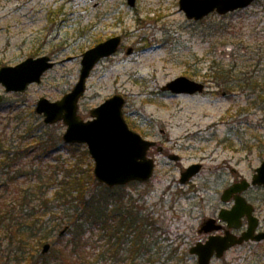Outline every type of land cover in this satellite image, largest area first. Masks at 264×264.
Returning a JSON list of instances; mask_svg holds the SVG:
<instances>
[{"label": "rangeland", "instance_id": "obj_1", "mask_svg": "<svg viewBox=\"0 0 264 264\" xmlns=\"http://www.w3.org/2000/svg\"><path fill=\"white\" fill-rule=\"evenodd\" d=\"M118 35L123 44L92 71L79 113L90 119V111L106 99L124 96L123 112L130 128L156 142L149 150L156 161L153 176L124 190L154 217L166 250L177 248L181 263L189 264L184 254L194 244L193 232L199 223L224 205L220 196L225 188L241 178L251 181L264 160V95L248 86L264 76V3L194 21L180 9L179 0H137L133 7L127 0H0V67L44 55L55 62L40 83L24 92H6L0 83L4 96L0 142L18 146L27 127L40 125L46 127L38 134L62 139L66 125L62 121L44 124V116L35 112L37 101L41 97L56 101L71 91L80 77L83 53ZM221 69L229 70L233 79L239 75L237 79L252 81L224 87L215 73ZM180 76L204 82L206 90L173 94L161 89ZM33 143L28 138L23 146ZM157 144L164 146L163 153ZM60 153L58 165L71 156L66 148ZM173 154L180 160L170 158ZM57 156L45 159L43 168L51 170ZM196 163L202 165L200 172L182 184L181 172ZM256 192L264 209V192ZM63 227L50 236L52 247L46 255L41 252L47 241L34 243L39 264H56L55 257L64 253L74 264L95 262L99 250L93 246L70 254L66 244L72 234L69 229L59 239ZM260 253L264 254V243L262 249L251 243L242 254L228 255L227 261L264 264ZM13 256L6 243H0V264H30Z\"/></svg>", "mask_w": 264, "mask_h": 264}, {"label": "trees", "instance_id": "obj_2", "mask_svg": "<svg viewBox=\"0 0 264 264\" xmlns=\"http://www.w3.org/2000/svg\"><path fill=\"white\" fill-rule=\"evenodd\" d=\"M262 2L264 0H256L254 5ZM215 73L224 87H231L236 81L237 86L243 80L252 81L243 77L237 79L239 75L233 79L229 70ZM253 81L254 85L248 86L263 97L264 76ZM41 127L46 126L27 127L20 137L23 142L18 146L0 142V243H6L9 254L20 263L39 264L34 256V243L48 241L58 228L68 226L72 237L66 248L71 255L81 249L86 252L88 246L99 250V254H94L96 263L89 264L173 263L179 254L177 248L171 252L166 250L157 235L154 217L124 190L139 182L116 187L101 184L94 177L86 146L66 144L59 135L38 134ZM28 138L34 139V143L23 146ZM64 148L71 156L58 165ZM56 154L59 155L57 164L51 170L43 168L42 162ZM24 159H29V163L19 166ZM21 179L25 182L21 183ZM66 256L58 254L56 264H74V260ZM82 257L87 256L81 254ZM39 258L46 256L39 255Z\"/></svg>", "mask_w": 264, "mask_h": 264}, {"label": "water", "instance_id": "obj_3", "mask_svg": "<svg viewBox=\"0 0 264 264\" xmlns=\"http://www.w3.org/2000/svg\"><path fill=\"white\" fill-rule=\"evenodd\" d=\"M137 0H127L130 6H135ZM256 0H179L180 9L188 19L201 20L213 12L225 15L239 9L251 6ZM123 43L122 36H114L91 47L83 53L81 72L78 82L73 89L61 99L51 101L41 97L35 106V111L44 116L45 124H55L62 121L66 125L63 140L66 143L86 144L94 160V176L102 184L114 187L126 185L132 181L149 180L155 170V159L148 155L150 148L156 145L155 141L145 139L141 134L132 130L127 123L123 107L126 103L124 96L115 94L106 99L98 107L90 111V119H84L79 114V101L87 89V81L92 70L102 58L108 57L119 50ZM132 49L128 50L131 53ZM55 62L48 55L26 60L15 66L0 67V83L6 92H24L29 85L40 83L42 76L51 69ZM173 94H196L205 90V84L187 76L177 77L161 88ZM0 93V103L3 101ZM177 161L180 156H170ZM201 169L200 164H193L182 172L180 182L186 183ZM253 184L264 186V161L256 169ZM249 183L246 180L234 183L226 188L222 200L227 201L234 193L246 189ZM243 214L250 215V210L245 205L243 198L236 196V202L231 209H222L220 217L228 221L229 226L239 225ZM249 217V218H250ZM212 220L204 224L210 229ZM257 223L250 218L249 229L241 236L236 237L231 233L224 236H212L206 243H198L190 248V252L198 255L199 264H209L213 253L217 256L233 245L243 243L250 239L263 240L264 232L254 234ZM65 230L61 232L63 234ZM50 244L43 246V253H47Z\"/></svg>", "mask_w": 264, "mask_h": 264}, {"label": "flooded vegetation", "instance_id": "obj_4", "mask_svg": "<svg viewBox=\"0 0 264 264\" xmlns=\"http://www.w3.org/2000/svg\"><path fill=\"white\" fill-rule=\"evenodd\" d=\"M254 174L255 172L253 173V176ZM253 176L251 178V181L247 180L246 178H241L240 180L236 181V182H241L243 179H246L249 185L246 189L240 191L239 193L232 194L229 200L223 201L221 194L220 199L224 205H222L216 213L210 214L207 218H205L199 223L198 227L193 232L194 244L191 247L197 245L198 243H206L212 236H224L226 235V233H231L236 237H241L249 229L251 217L257 223L254 234L264 232V212H263L264 209H262V205L260 203V196L256 192L257 189H262L264 192V186L261 184H253L252 183ZM237 195H239L240 198H243L245 205L249 207L251 217L248 216V214H243V216H241L238 226L236 225L229 226L228 221H225L220 217V213L222 209H231L233 207V205L236 202ZM261 200L263 201L264 204V198ZM207 220L213 221L210 226V229H206L204 226ZM251 243L255 247H258V249L259 248L262 249L264 239L263 240L250 239L248 241H244L243 243L233 245L232 247L227 249L220 257L217 256V251H215L210 259L209 264H232V262L227 261L228 255L242 254L245 246ZM190 248L188 250V253L184 254L189 259V264H199L198 255L191 253ZM257 252H259V250ZM255 254L257 253L255 252ZM177 255L178 257L171 264H182L180 260V258H182L180 256L181 254H177ZM259 255L264 256L263 253H260Z\"/></svg>", "mask_w": 264, "mask_h": 264}]
</instances>
